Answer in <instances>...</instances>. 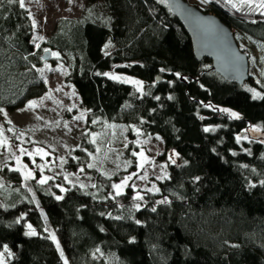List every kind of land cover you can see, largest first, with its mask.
<instances>
[{"label": "trees", "instance_id": "1", "mask_svg": "<svg viewBox=\"0 0 264 264\" xmlns=\"http://www.w3.org/2000/svg\"><path fill=\"white\" fill-rule=\"evenodd\" d=\"M211 5L237 29V40L246 34L264 43L257 8ZM46 49L49 62L69 68L86 128L64 172L45 183L40 169L25 181L20 170L1 166L0 253L7 264H65L57 241L70 264H264V99L249 91L264 95V87L252 77L229 82L211 60L199 61L165 0H87L83 17L59 20L38 48L28 10L0 0V108L16 111L47 92L39 72ZM240 49L252 66V47ZM111 126L122 130L119 161L129 158L133 169L135 140L162 139L159 160L169 176L158 194L112 187L120 177L98 164L108 151L102 133ZM15 136L33 144L17 128ZM69 173L81 182L71 184ZM32 229L36 234L26 235Z\"/></svg>", "mask_w": 264, "mask_h": 264}, {"label": "rangeland", "instance_id": "2", "mask_svg": "<svg viewBox=\"0 0 264 264\" xmlns=\"http://www.w3.org/2000/svg\"><path fill=\"white\" fill-rule=\"evenodd\" d=\"M186 1L205 13L208 11L211 13L212 0L207 3H202L201 0ZM232 3L237 7L240 4H247L244 0H232ZM258 3L259 0H251V3L247 5H252L264 12V9L256 7ZM86 6L87 0H25V8L32 22H35L33 23L35 46H40L49 39L59 20L83 17ZM232 29L235 34L237 29L234 27ZM236 41L240 48L252 47L254 61L250 66V75L252 81L264 87V43L246 34H242ZM39 72L48 87L47 92L40 98L29 101L21 109L0 112V168L7 164L11 169L20 170L25 181L35 178V168L46 173L44 176L48 179L63 173L68 151L77 147L82 132L86 128L87 112L80 106L78 92L66 80L69 68L61 62L54 65L47 61ZM33 101L36 102L35 106L29 107ZM16 128L29 134L33 143L31 146H26L22 139L16 138ZM121 134L122 130L120 131L116 126H111L102 133L107 142L108 151L102 159H99L101 171L107 176L118 175L120 181L117 184L126 181L120 192L130 187L135 191L158 194L159 183L169 176L167 163L159 160L164 151L162 139L151 135L135 140V145L138 147L135 151L137 166L133 169L129 158L119 161L117 142ZM128 143V139L123 140V146ZM165 165L166 167H161ZM129 177L130 179H126ZM66 179L71 184L81 182L72 173L66 174ZM4 186L5 180L0 175V187L4 188ZM46 230H51L48 223ZM58 244V249L63 253L65 261L70 264L59 242ZM3 260L4 264H7L4 253Z\"/></svg>", "mask_w": 264, "mask_h": 264}, {"label": "water", "instance_id": "3", "mask_svg": "<svg viewBox=\"0 0 264 264\" xmlns=\"http://www.w3.org/2000/svg\"><path fill=\"white\" fill-rule=\"evenodd\" d=\"M165 1L189 34L196 58L211 60L212 69L225 80L244 85L251 77L250 59L238 46L233 29L217 15L205 13L186 0ZM51 58V51L43 54L44 60Z\"/></svg>", "mask_w": 264, "mask_h": 264}, {"label": "snow or ice", "instance_id": "4", "mask_svg": "<svg viewBox=\"0 0 264 264\" xmlns=\"http://www.w3.org/2000/svg\"><path fill=\"white\" fill-rule=\"evenodd\" d=\"M162 2H163V0H162ZM201 2H202V3H207V2H209V0H201ZM226 2L232 4V7H234V8L237 7L236 4L232 3V0H226ZM244 2L247 3V4H250V3H251V0H244ZM8 3H10V4H18L20 8H25V0H8ZM256 7L260 8V9H264V0H259V3L256 5ZM261 15H264V12H261ZM33 23H35V22L33 21ZM36 46L39 47V45H36ZM108 46H109V45L106 44V45H105V48H107ZM45 51H48V50L46 49ZM53 55H58V54H53ZM161 71H163V69H162ZM105 75H109V74L105 73ZM177 75H178V74H177ZM110 78L118 79V80L120 79V77H116V76H110ZM133 83H135V84H137V85L140 84L139 81H133ZM249 91H251V92L253 93V96H252L253 99H264V95H261V93L256 92L254 89H249ZM169 98H171V97H169ZM156 99H159V97H157ZM35 103H36L35 101L31 102V103L29 104V107H34V106H35ZM219 111L228 112L229 110H228V109H219ZM0 112H3V109H2V108H0ZM5 115H6V113H5ZM230 115H231L232 117L236 118V119H240L239 114L236 113V112H231ZM77 119H79V117H77ZM254 130H255V131H258L259 129H254ZM205 131H208V129H205ZM239 139H240V138L237 137V140H239ZM133 155H136V153L134 152ZM141 155H142V153H141ZM233 155H235V153H233ZM169 159H171V157H169ZM173 162H174V161H173ZM89 167H91V165H89ZM161 167H162V168H163V167H166V165H165V166H161ZM81 171H83V169H81ZM29 175H31V173H29ZM157 178L160 179L161 177H157ZM47 179H48V178L45 177L44 179L40 180L39 183H45V181H46ZM126 179H130V177H129V178H126ZM195 179H196V180H199V177H196ZM125 182H126V181H125ZM125 182H122L121 184H116V185H113V186H112V187H114V188L117 190V194H120V189L124 186V183H125ZM261 184H264V181H261ZM252 186L254 187L255 185H252ZM61 191H64V189L61 188ZM150 191H151V189H150ZM135 198L138 199V200H143V197L140 196L139 194H137V196H136ZM56 199H57V200H60V199H62V197H61V196H56ZM159 203H161V204H163V203H168V201H167V200H161V201H159ZM136 207L139 208L140 206H139V205H136ZM151 211L155 212V211H156V208L153 207V208L151 209ZM118 218H119V217H117V219H118ZM137 223H139V221H137ZM28 227H29V229L32 228L31 225H28ZM35 234H36V233H35L34 230H32V231L26 233V235H35ZM52 239L55 241V236H54V235L52 236ZM132 242H134V241H132ZM232 247H239V245H232ZM57 248H59V244H58V242H57ZM4 250H5L6 252L8 251V248H7L6 245L4 246ZM97 251H99V249H97ZM9 255H11L10 252H9ZM61 255H63L62 252H61ZM0 264H4L3 253H0ZM65 264H67V261H65Z\"/></svg>", "mask_w": 264, "mask_h": 264}]
</instances>
